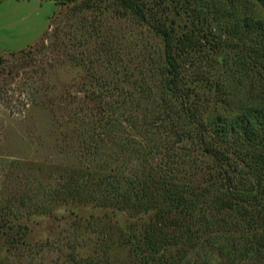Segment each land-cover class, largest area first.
<instances>
[{"label":"rangeland","instance_id":"obj_1","mask_svg":"<svg viewBox=\"0 0 264 264\" xmlns=\"http://www.w3.org/2000/svg\"><path fill=\"white\" fill-rule=\"evenodd\" d=\"M194 1L216 18L219 73L245 96L264 63L262 10ZM152 21L118 0L0 2V264H134L130 237L153 212L101 204L107 177L146 158L135 134L152 123L160 92Z\"/></svg>","mask_w":264,"mask_h":264},{"label":"trees","instance_id":"obj_2","mask_svg":"<svg viewBox=\"0 0 264 264\" xmlns=\"http://www.w3.org/2000/svg\"><path fill=\"white\" fill-rule=\"evenodd\" d=\"M254 1L264 14V0ZM118 3L153 18L162 38L157 110L135 134L146 158L129 176L107 177L114 183L101 204L153 212L141 238L130 237L134 264H264V63L256 87L239 97L219 73L224 46L209 24L212 12L194 0ZM255 26L264 60V26Z\"/></svg>","mask_w":264,"mask_h":264}]
</instances>
